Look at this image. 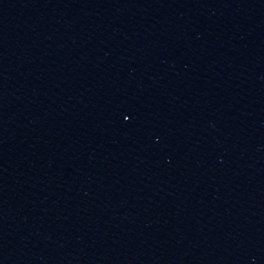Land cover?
Wrapping results in <instances>:
<instances>
[{"label":"water","instance_id":"water-1","mask_svg":"<svg viewBox=\"0 0 264 264\" xmlns=\"http://www.w3.org/2000/svg\"><path fill=\"white\" fill-rule=\"evenodd\" d=\"M0 264H264V0H0Z\"/></svg>","mask_w":264,"mask_h":264}]
</instances>
